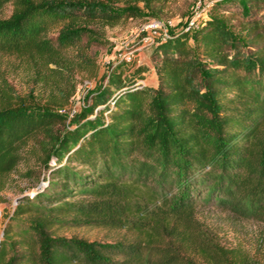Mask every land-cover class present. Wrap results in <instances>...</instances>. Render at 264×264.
I'll list each match as a JSON object with an SVG mask.
<instances>
[{"label":"trees","instance_id":"1","mask_svg":"<svg viewBox=\"0 0 264 264\" xmlns=\"http://www.w3.org/2000/svg\"><path fill=\"white\" fill-rule=\"evenodd\" d=\"M153 1L0 0V55L29 64L47 96L28 104L0 78V179L27 158L39 170L6 215L0 264H249L195 215L209 206L264 224V0H209L150 47L155 87L136 84L148 67L132 50L81 110L63 111L71 77L98 76L85 29L142 18ZM68 224L135 237L54 236Z\"/></svg>","mask_w":264,"mask_h":264},{"label":"rangeland","instance_id":"2","mask_svg":"<svg viewBox=\"0 0 264 264\" xmlns=\"http://www.w3.org/2000/svg\"><path fill=\"white\" fill-rule=\"evenodd\" d=\"M208 2L209 0H157L143 8L142 18L120 21L112 26L96 24L87 27L82 42L89 44L88 54L95 61L98 76L95 80H86L79 74L71 77L74 93L68 107L63 109L64 113L71 117L81 110L88 93L100 82L108 65L125 53L131 54L132 50L137 55V63L148 67L145 80L139 85L155 87L153 63L149 58L150 47L156 39L162 38L163 34L181 27H191L197 15L204 14ZM139 6L142 7V4ZM9 12L10 6L7 5L1 16L6 17ZM153 23H157L155 28L150 26ZM55 35L56 30L52 31L49 37L54 39ZM0 78L12 89L14 96L28 104L42 105L47 99L45 88L36 79L29 64L15 57L0 55ZM0 88L2 89L1 85ZM31 169L34 174L26 175V171ZM38 171L35 161L27 158L23 165L17 166L13 172L0 179V230L6 215H9L11 208L16 205L19 192L32 191L35 186L33 176H37ZM195 217L202 229L212 235L219 246L231 252L236 259L249 264H264V224L251 218H238L209 206L198 208ZM71 219L72 216L65 217L66 221H72ZM53 229L54 236L73 237L86 242H127L135 237V234L127 229L82 224H68Z\"/></svg>","mask_w":264,"mask_h":264},{"label":"built area","instance_id":"3","mask_svg":"<svg viewBox=\"0 0 264 264\" xmlns=\"http://www.w3.org/2000/svg\"><path fill=\"white\" fill-rule=\"evenodd\" d=\"M208 4H209V2L205 5V7L207 8L208 7ZM200 15H197V18L199 17ZM151 27H153V28H155L156 26H157V23H153L152 25H150ZM165 35L166 34H163V36L162 37H165ZM120 59H123L124 61H126V62H128L130 59H131V54H127V53H125V54H123V55H121V58ZM142 83V81H140V82H137L136 84H141Z\"/></svg>","mask_w":264,"mask_h":264}]
</instances>
